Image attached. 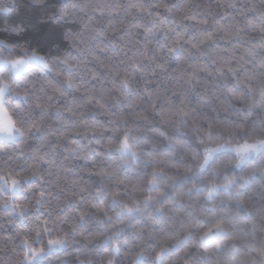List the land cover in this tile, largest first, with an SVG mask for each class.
Masks as SVG:
<instances>
[{
    "label": "snow or ice",
    "instance_id": "obj_1",
    "mask_svg": "<svg viewBox=\"0 0 264 264\" xmlns=\"http://www.w3.org/2000/svg\"><path fill=\"white\" fill-rule=\"evenodd\" d=\"M217 7L219 18L195 0L85 4L101 10L91 39L106 24L123 43L112 56L99 48L115 57H94L104 72L76 47L52 63L33 53L55 83L0 78V140L13 141L0 147V228L11 229L0 264L61 251L59 264H124L132 250V264H264V0ZM11 63L17 75L26 64ZM8 90L27 105L19 123ZM138 214L151 230L130 223V241L113 222ZM82 241L107 247L95 258L67 251Z\"/></svg>",
    "mask_w": 264,
    "mask_h": 264
},
{
    "label": "trees",
    "instance_id": "obj_2",
    "mask_svg": "<svg viewBox=\"0 0 264 264\" xmlns=\"http://www.w3.org/2000/svg\"><path fill=\"white\" fill-rule=\"evenodd\" d=\"M115 2L116 0H46L44 5L35 6L30 3V0H13V2H9V0H0V6H7V9H10L0 10V27L10 26L12 28L23 29V31L18 34L8 33L7 31L0 32V37L8 39L12 43L28 42L31 46L38 47L42 52L47 53L49 56H59L61 57L60 59H64L67 54L75 52L76 47L84 48L85 51L83 55L77 56L76 59L86 60L88 62L89 69L102 73L105 70L100 67V64L94 57H99V60H103L106 64L114 62L115 57L113 58V61L110 62L106 59L105 54L99 51V48H104L107 55L112 56L113 43L123 46V43L119 39L120 34L117 33L116 35H113L111 29L106 24L96 26V31L100 32V35L97 36L95 41H93L91 37L96 33L92 31V27L94 21L101 18V10L96 8L95 11H92V8H86L85 11L82 12L80 9L85 4L95 7L98 4ZM168 2L173 3L175 0H168ZM195 2L200 5L199 10L205 13L217 15L218 13L222 12V9L217 7L218 0H195ZM219 2L222 3L223 0H219ZM241 2H243V0H241ZM73 4H76L77 7L73 8ZM85 12L87 15H85ZM52 13L55 14L53 19L46 20L45 18ZM61 13H66L63 19L59 18ZM80 17H83V20H81ZM105 17H107V12H105ZM217 18H219L218 15ZM177 19H180L179 14L177 15ZM85 25H88L87 30L84 27ZM77 33H83V35L81 40H76L74 42L72 37ZM97 45H99V47H97ZM89 47L91 51H88ZM38 71H43L44 73L38 72V75L33 78L34 80L42 83L44 79H48L55 83V80L53 79L54 73L56 71L55 67L53 68L52 72H47L46 70L40 69L39 67ZM110 80L111 76H108V78L105 80L106 87H111ZM16 82L22 84V80H18ZM160 83V80H156L152 87H156V85ZM75 95L79 96L81 94L77 93ZM11 103H18L21 108H27V105L24 101H17L13 99ZM207 111L210 112V109ZM55 127H59L58 122H55ZM149 135L151 134L149 133ZM4 148H6L8 152L13 151V146L11 144L5 145ZM60 151L63 152V149ZM68 176L71 178L72 174L68 173ZM139 183H142V181ZM258 193L259 189H256V194ZM153 194L155 195V193ZM135 195L137 197H142L143 194L137 192ZM187 199L188 197H185V200ZM149 211H151V209H149ZM110 214L112 213L110 212ZM6 219L7 218H5V220ZM5 220H0V223H5ZM17 222L21 225L24 223L23 221L19 220ZM113 223L115 224L116 228L124 230L125 235L130 241L133 239L131 235L133 229L129 227L130 223L135 224L137 228H144L146 232L151 230L149 222L147 221L146 216L143 214H138L131 220L125 219L123 223H116L115 221ZM87 227L93 231L98 229V225L95 222L91 223ZM99 230L102 232L104 231L103 229ZM10 234L11 229L9 227L5 226L0 228V244H2L5 238ZM104 234L109 235L111 234V231L104 232ZM10 246L11 245H9V247ZM106 247L107 245L96 242L94 244H89L87 248H84L82 241L81 245H73L71 248L67 249V251L72 252L74 256L77 254L76 249L79 248V254H81L82 257L85 253H87L93 255L95 258ZM0 255L4 256L5 261H7L11 256L10 253ZM56 256L63 257L64 252L61 251L56 253L53 255V257H51V259L42 260L40 264H59V262L56 260ZM69 259H71V257ZM134 259L135 250H132V253L127 257L124 264H132Z\"/></svg>",
    "mask_w": 264,
    "mask_h": 264
},
{
    "label": "clouds",
    "instance_id": "obj_3",
    "mask_svg": "<svg viewBox=\"0 0 264 264\" xmlns=\"http://www.w3.org/2000/svg\"><path fill=\"white\" fill-rule=\"evenodd\" d=\"M30 3L35 6H42L46 3V0H30ZM54 15V13L49 14L45 19L51 20L53 19ZM59 18L63 19L60 15ZM3 31L18 34L22 32L23 29L12 28L10 26L0 27V32ZM33 53H35L37 56H43L49 63L60 60L61 58L59 56L51 57L47 53L42 52L38 47L31 46L28 42L12 43L8 39L0 37V58L4 60V70L0 71V78L15 87L16 84H19L16 82L18 80H23L25 77H27L28 79H33L38 75V72L44 73L43 71H38V67L49 72V69L46 68L43 63L33 57ZM17 58H21L26 62V64L23 66V70L19 73V75L15 74L11 63ZM13 99L17 101H24L21 97L14 95L11 90L6 91L5 106L8 108L12 116L18 120L19 123V113L22 108L18 103H11ZM17 139H19L18 134ZM12 143L13 141L9 138L0 140V147H4L5 145H10ZM117 210H119V207H117Z\"/></svg>",
    "mask_w": 264,
    "mask_h": 264
}]
</instances>
